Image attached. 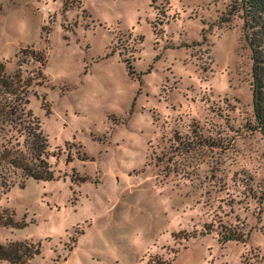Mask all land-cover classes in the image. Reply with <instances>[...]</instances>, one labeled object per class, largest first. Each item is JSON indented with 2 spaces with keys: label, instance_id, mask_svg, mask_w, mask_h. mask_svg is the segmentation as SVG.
<instances>
[{
  "label": "rangeland",
  "instance_id": "1",
  "mask_svg": "<svg viewBox=\"0 0 264 264\" xmlns=\"http://www.w3.org/2000/svg\"><path fill=\"white\" fill-rule=\"evenodd\" d=\"M231 1L0 0V61L32 76L25 108L54 169H2L0 215L22 225L0 223V242L37 244L24 264H264V201L242 180L264 184V137L245 128ZM221 224L244 239L220 241Z\"/></svg>",
  "mask_w": 264,
  "mask_h": 264
},
{
  "label": "trees",
  "instance_id": "2",
  "mask_svg": "<svg viewBox=\"0 0 264 264\" xmlns=\"http://www.w3.org/2000/svg\"><path fill=\"white\" fill-rule=\"evenodd\" d=\"M235 12H238L241 19V29L249 47L251 60V118L247 120L245 128L257 130L264 137V0H232L229 7L219 16L220 21L228 20ZM18 52L23 56L32 55L43 60L41 52L31 48L22 47ZM126 67L129 68V64ZM31 79L32 76H21L18 70L7 73L3 62L0 61V194L13 182L2 171L6 167L19 171L25 178L48 180L54 177V169L47 160L45 138L38 120L25 108L28 101L26 87L31 84ZM193 131L196 129L193 128ZM173 137H177L176 134ZM186 143L192 146L213 142L208 143L207 137L193 134ZM242 180L251 197L258 202L264 201V184H253L249 177ZM0 223L22 225L13 221L10 215H0ZM243 233L235 225L221 224L218 239L243 240ZM36 253L38 246L30 240L0 242V260L9 264H24Z\"/></svg>",
  "mask_w": 264,
  "mask_h": 264
}]
</instances>
